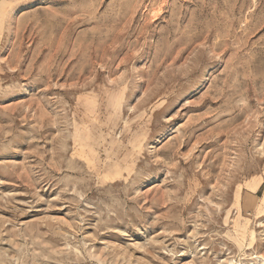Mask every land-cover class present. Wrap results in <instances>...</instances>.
I'll return each instance as SVG.
<instances>
[{
	"label": "rangeland",
	"instance_id": "rangeland-1",
	"mask_svg": "<svg viewBox=\"0 0 264 264\" xmlns=\"http://www.w3.org/2000/svg\"><path fill=\"white\" fill-rule=\"evenodd\" d=\"M263 192L264 0H0V264H257Z\"/></svg>",
	"mask_w": 264,
	"mask_h": 264
},
{
	"label": "bare ground",
	"instance_id": "bare-ground-1",
	"mask_svg": "<svg viewBox=\"0 0 264 264\" xmlns=\"http://www.w3.org/2000/svg\"><path fill=\"white\" fill-rule=\"evenodd\" d=\"M260 200H261L262 202H264V192H263V195H262V197L260 198ZM249 257H250L251 259H254L255 262H256L257 264H264V257H263L262 255H259V254L256 253V252H252V253H250V254H249ZM252 263H253V262H252Z\"/></svg>",
	"mask_w": 264,
	"mask_h": 264
}]
</instances>
